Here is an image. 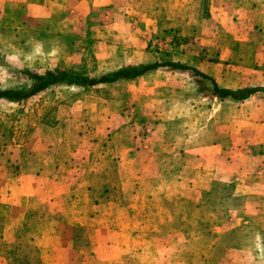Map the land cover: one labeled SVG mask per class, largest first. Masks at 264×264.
I'll return each instance as SVG.
<instances>
[{
	"label": "crops",
	"instance_id": "0c3cea01",
	"mask_svg": "<svg viewBox=\"0 0 264 264\" xmlns=\"http://www.w3.org/2000/svg\"><path fill=\"white\" fill-rule=\"evenodd\" d=\"M149 1L0 0V69L75 70L91 57L102 73L148 63L146 34L159 28L141 23ZM155 1L165 22H189L197 42L180 63L206 79L161 66L133 80L2 100L34 122L23 137L0 132V264L30 226L40 264H264V92L236 101L211 91L264 88L259 44L229 62L231 49L205 36L225 31L223 10L205 8L220 0ZM81 211L89 218L80 221ZM162 227L167 238L157 235ZM150 242L160 246L148 251Z\"/></svg>",
	"mask_w": 264,
	"mask_h": 264
},
{
	"label": "rangeland",
	"instance_id": "374dc122",
	"mask_svg": "<svg viewBox=\"0 0 264 264\" xmlns=\"http://www.w3.org/2000/svg\"><path fill=\"white\" fill-rule=\"evenodd\" d=\"M149 2L150 3H148L147 5L148 6L147 10L149 11L146 12L145 20L144 22L141 23L147 24V26L145 25L144 28H146L145 29L146 32L149 33L152 32L153 29V27H151V21L155 20L152 22V24L153 25L154 23L156 25L158 24L159 28L158 30H155V32L153 31L151 34L148 33L146 34L147 44L149 48V54L147 60L148 63L149 62L152 63L155 61L158 62L175 61L177 63L189 62V59L186 57V55H189V42H192V44L197 42L196 34L193 33L189 35V22L187 21V19H185V17L184 19L179 18V20L174 21V23L173 21L170 20H166L167 22H165L163 15L161 13L160 14L156 13L153 9L154 7L158 6V2H156L155 0H150ZM257 3H258V8H261L260 1L257 0H220L219 2L205 3V8H207L209 5H212L213 8L217 7V11H216L217 13L223 10L222 16L224 18L228 17L227 23L226 20L222 23L224 25L223 28L225 29V31L221 30L219 36L210 35L211 33L209 34V32L205 33V36L208 37L209 39H212L214 36L216 38L215 42L218 41L219 38L220 43H222L221 44L222 46H226L227 48L231 49L230 52H226V58L229 62H232L233 60H235V58H237V56L235 55H238L239 58L241 56H245L244 54L249 53L247 52V50H245L248 49L245 46H253L254 44H259L258 52L257 55L255 56L256 57L255 59H257V63H261V62L263 63L264 61V51L259 49V48H264V24H263L264 21L260 22L258 13L256 10H254V9L258 10ZM184 12L182 15H184ZM232 14L236 15V17H234V21L232 20L230 21L229 18L232 17ZM247 15L248 18H245ZM159 22H161V24ZM171 22L174 25L168 28L170 26L169 23ZM253 25H255V29H253L254 27ZM173 27L180 28L181 29L180 33H178L176 29H173ZM248 28H252L254 31L249 30ZM233 49H235L236 51H234ZM88 63H89L88 65L85 64L83 67L81 66L78 67L77 69H75V71L90 76H95L102 73V71H98L99 67L97 68L95 61L92 59V57L91 60L88 61ZM103 68L107 69V67H103ZM6 69L8 70V72L5 69H0V79H2V81H0V90L6 88H25L30 84V80L28 78V73L30 72L29 68L22 67L16 69V68L8 67ZM48 70H73V69L63 68L62 65H57L55 67H44V68L41 67V71H35V72L43 73ZM179 83L182 82L179 81ZM197 88L200 91L207 90L205 82L202 81H199V84H197ZM66 89L67 88L57 87L54 90H66ZM201 101L202 100L200 99L197 100V102H199V106L202 105ZM35 102H38V100H35ZM32 104H28V106L31 107ZM25 107L26 105L23 107L24 110ZM17 108L20 109V107H18L17 105L6 103L5 101L0 100V132L1 130H3L2 133L4 134V136L6 134V138L8 137L6 140L9 139L8 132L10 128H17V130H21L22 132H24V135L20 136L23 137L25 136V133H27V130L29 129L28 126L32 122H34V117L33 116L31 117L32 113L31 114L26 113L22 115L21 113L23 112H19ZM181 206L186 207L184 203ZM86 213L87 212L82 213L83 219H80V221L89 218L88 214ZM75 217H72L73 221L80 218V216L77 217L76 219ZM89 228L91 227H87V228L84 227L85 229L84 233L86 234L91 233L89 232ZM33 229L34 227L30 226V228L27 230L28 235L33 233ZM185 230H187V232L185 233L188 234L189 226L182 228L183 232ZM156 231H157V235L163 238H167V236L171 233V228L162 227V228H157ZM86 234L83 235L85 236ZM28 235L24 234L25 239H23L22 241V247L25 252L27 249V245L30 244L26 242ZM156 245L160 246L159 244H155L153 242L146 243V247L148 248V251H153L154 247L156 248ZM24 246L26 249L24 248ZM3 251H5V249ZM24 251L19 250L18 256L23 255L25 253ZM183 252H185V250H183ZM11 255H13V253H11Z\"/></svg>",
	"mask_w": 264,
	"mask_h": 264
},
{
	"label": "trees",
	"instance_id": "16d2710c",
	"mask_svg": "<svg viewBox=\"0 0 264 264\" xmlns=\"http://www.w3.org/2000/svg\"><path fill=\"white\" fill-rule=\"evenodd\" d=\"M161 66H172L181 70H189L195 74L199 75L206 79V77L198 72L197 70L185 66L183 64L172 62V61H164V62H152V63H144L139 65H126L120 67L116 70L102 73L95 76H90L84 73H80L75 70H48L43 73H36L30 71L28 73V78L30 80V84L25 88H6L0 90V100H5L7 102L16 103L19 101H23L28 99L40 91H44L50 87L63 85V86H75V87H91L100 84H110L115 83L121 80H133L139 76L150 73L151 71L161 67ZM29 71V70H28ZM214 95L219 98H231L236 101H242L249 98L251 95L256 92H264L263 87H244L237 90H229L224 88H218L216 85H213L211 90ZM46 220V218L41 217V221ZM30 227H28L29 229ZM25 227H23L19 234H21L24 238ZM27 229V230H28ZM44 230V229H43ZM19 235V238L21 237ZM33 237L27 240L26 252L22 247V242H19L17 246H12L10 248H5V253L10 254L11 256H7L8 263L7 264H40L39 260V251L38 249L31 244ZM19 250L24 251L23 255L18 256ZM9 251V253H8ZM13 260H12V259Z\"/></svg>",
	"mask_w": 264,
	"mask_h": 264
}]
</instances>
